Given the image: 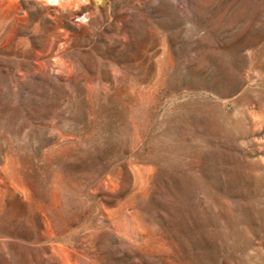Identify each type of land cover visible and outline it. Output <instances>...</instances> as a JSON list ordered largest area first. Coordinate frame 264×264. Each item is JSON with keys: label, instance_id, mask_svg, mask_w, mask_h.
<instances>
[{"label": "rangeland", "instance_id": "obj_1", "mask_svg": "<svg viewBox=\"0 0 264 264\" xmlns=\"http://www.w3.org/2000/svg\"><path fill=\"white\" fill-rule=\"evenodd\" d=\"M0 0V264H264V0Z\"/></svg>", "mask_w": 264, "mask_h": 264}, {"label": "bare ground", "instance_id": "obj_2", "mask_svg": "<svg viewBox=\"0 0 264 264\" xmlns=\"http://www.w3.org/2000/svg\"><path fill=\"white\" fill-rule=\"evenodd\" d=\"M53 1H54L55 3H57L56 0H53Z\"/></svg>", "mask_w": 264, "mask_h": 264}]
</instances>
